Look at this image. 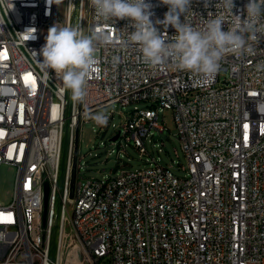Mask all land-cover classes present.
I'll list each match as a JSON object with an SVG mask.
<instances>
[{
    "label": "built area",
    "instance_id": "1",
    "mask_svg": "<svg viewBox=\"0 0 264 264\" xmlns=\"http://www.w3.org/2000/svg\"><path fill=\"white\" fill-rule=\"evenodd\" d=\"M148 2L153 21L163 19L167 6ZM234 2L242 14L248 0ZM192 9L194 26L219 11L201 0ZM56 23L108 37L95 41L98 63L82 101L33 52ZM131 30L126 19L99 20L90 0H66L63 17L56 0H0V167L14 169L11 195L0 202V264H62L68 237L84 251L81 264H264V71L256 69L264 41L255 56L227 55L205 82L170 64L148 67L138 46L125 43ZM138 101L149 104L130 112L125 140L146 153L151 130L165 128L157 106L170 109L187 176L152 159L144 169L78 181L79 132L90 113Z\"/></svg>",
    "mask_w": 264,
    "mask_h": 264
},
{
    "label": "clouds",
    "instance_id": "2",
    "mask_svg": "<svg viewBox=\"0 0 264 264\" xmlns=\"http://www.w3.org/2000/svg\"><path fill=\"white\" fill-rule=\"evenodd\" d=\"M201 2L205 9L214 7L219 11H208L203 25L194 26L187 19L194 14L193 0H159L168 10L163 19L155 21L154 6L148 0H90L99 20H128L132 30L125 43L130 41L138 46L142 62L148 67L170 64L208 82L218 74L227 55L242 58L257 54L264 41V0H248L242 14L234 13V0ZM169 27L175 29V35H168ZM27 31L29 39H35V29ZM101 38L109 42L103 33L85 35L77 26L56 23L48 29L45 44L33 52L39 66L57 73L71 97L82 101L87 94L88 78L98 63L95 41ZM112 63H121L120 56H113ZM256 69L264 71V62L258 63ZM91 118L100 125L107 122L104 114Z\"/></svg>",
    "mask_w": 264,
    "mask_h": 264
},
{
    "label": "rangeland",
    "instance_id": "3",
    "mask_svg": "<svg viewBox=\"0 0 264 264\" xmlns=\"http://www.w3.org/2000/svg\"><path fill=\"white\" fill-rule=\"evenodd\" d=\"M59 7L63 17L66 11V0H60ZM148 104L147 101L127 105L114 103L90 113L87 117L89 121L82 124L79 132L78 181L92 178L103 180L118 174L121 170L144 169L150 165L152 159L167 166L179 178L187 176L185 156L170 109L157 106L158 121L163 123L165 128L162 131L151 130L144 142L146 153H140L131 141L125 140L124 125L130 112L135 108H145ZM96 114L106 115L107 124L100 127L91 118ZM118 131L120 136L112 142L110 138ZM13 177L12 167L8 165L0 167V198L4 197L3 202L7 201L11 195ZM62 253V264H81L84 255L81 245L73 237H68ZM102 263L107 264L105 261Z\"/></svg>",
    "mask_w": 264,
    "mask_h": 264
},
{
    "label": "water",
    "instance_id": "4",
    "mask_svg": "<svg viewBox=\"0 0 264 264\" xmlns=\"http://www.w3.org/2000/svg\"><path fill=\"white\" fill-rule=\"evenodd\" d=\"M119 137V133L117 132L115 136L111 137L110 140L112 142H115ZM62 156H64V149L62 152ZM48 194H49V184L47 181L43 182V214L45 215L46 212V205H47V200H48ZM56 226L54 228V234L56 232ZM55 250V235L53 236V239L51 241L50 245V255L53 256Z\"/></svg>",
    "mask_w": 264,
    "mask_h": 264
},
{
    "label": "crops",
    "instance_id": "5",
    "mask_svg": "<svg viewBox=\"0 0 264 264\" xmlns=\"http://www.w3.org/2000/svg\"><path fill=\"white\" fill-rule=\"evenodd\" d=\"M1 200H0V202H3L5 199H4V197H2V198H0Z\"/></svg>",
    "mask_w": 264,
    "mask_h": 264
}]
</instances>
